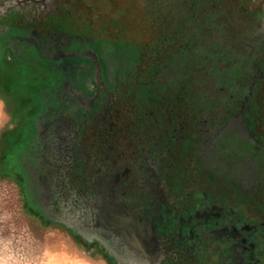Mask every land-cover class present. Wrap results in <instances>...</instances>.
Returning a JSON list of instances; mask_svg holds the SVG:
<instances>
[{"label":"flooded vegetation","instance_id":"obj_1","mask_svg":"<svg viewBox=\"0 0 264 264\" xmlns=\"http://www.w3.org/2000/svg\"><path fill=\"white\" fill-rule=\"evenodd\" d=\"M249 1L178 0L152 43L99 15L69 31L66 0L0 12V60L9 48L41 99L31 141L43 133L66 160L50 215L65 201L68 225L123 264H264V6ZM164 44L170 58L143 60Z\"/></svg>","mask_w":264,"mask_h":264},{"label":"rangeland","instance_id":"obj_2","mask_svg":"<svg viewBox=\"0 0 264 264\" xmlns=\"http://www.w3.org/2000/svg\"><path fill=\"white\" fill-rule=\"evenodd\" d=\"M11 1L0 0V12ZM177 1L66 0L61 11L63 14L69 10L72 13L67 19L69 24L60 26L69 31L87 32V27L76 17L81 13L83 20L88 16L87 20L91 21L92 17L99 15L100 21L111 19L113 28L127 29L131 36H144V41L152 43L160 27L172 25L171 17L178 8ZM256 5L262 9L264 0H250L243 4V8ZM187 10V0H180L179 11ZM166 45L158 50L144 48L143 60L170 58ZM11 57L10 49L4 48L3 63L0 60L3 65V68L0 66V264H123L106 242L76 224L68 225V218H64L61 211L65 201L56 204L50 215L47 208L49 185L55 182L56 169L64 172L62 166L66 160L57 152L58 147L53 142L47 143L43 133L36 134L35 141H31L33 129L27 130L26 119L33 108L40 105L41 99L26 94L31 87L21 81V71ZM36 79L35 90L39 96L44 90L45 78ZM69 176L62 177L59 182L66 181ZM71 180L76 185V178ZM67 196L62 194L61 197ZM78 196L84 197V194Z\"/></svg>","mask_w":264,"mask_h":264}]
</instances>
